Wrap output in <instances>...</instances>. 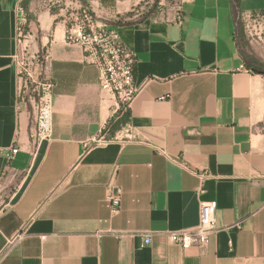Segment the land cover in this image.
Wrapping results in <instances>:
<instances>
[{"label":"crops","instance_id":"1","mask_svg":"<svg viewBox=\"0 0 264 264\" xmlns=\"http://www.w3.org/2000/svg\"><path fill=\"white\" fill-rule=\"evenodd\" d=\"M78 5L135 56L122 115L65 41ZM18 26L32 57L50 55L38 142L17 98ZM242 45L264 66V0H0V264H264V75ZM209 201L208 244L170 243Z\"/></svg>","mask_w":264,"mask_h":264},{"label":"built area","instance_id":"2","mask_svg":"<svg viewBox=\"0 0 264 264\" xmlns=\"http://www.w3.org/2000/svg\"><path fill=\"white\" fill-rule=\"evenodd\" d=\"M27 36L26 28L18 26L17 51L14 55L18 80L17 98L20 104H26V100L33 104L35 140L38 142L48 138L51 131L52 83L44 73L43 79H38L31 70L28 59L25 58ZM65 41L68 45L81 48L88 63L97 68L100 89L113 98V114H124L140 91V87L134 82L135 56L119 41L116 30L99 21L88 7L79 5L65 20ZM31 58L34 60L35 57ZM40 58L44 69L50 58L49 52L45 50ZM31 84L35 85V89L32 90L35 95L28 97L26 91ZM17 152L18 149H12L8 159L11 160ZM107 201L112 213L118 212L120 190H109ZM216 210L215 201L202 203L197 225L192 229L167 233V239L184 250L192 246L207 245L216 230L214 219ZM140 237L142 247L150 244L152 238L150 233L141 234Z\"/></svg>","mask_w":264,"mask_h":264},{"label":"rangeland","instance_id":"3","mask_svg":"<svg viewBox=\"0 0 264 264\" xmlns=\"http://www.w3.org/2000/svg\"><path fill=\"white\" fill-rule=\"evenodd\" d=\"M242 53L244 54L243 45H242ZM31 57H32L31 53L28 52V50H27V55L25 56V58L28 59V63L30 64L31 70H33V72H35L34 75L38 79H40V78L43 79V65H42L41 58H37V56H35V58L33 60ZM244 58H245V60L247 61V63L249 65H252V68H254L255 70H262V68L259 65H256V64H253L252 62H250L249 57H247L245 54H244ZM33 88L35 89V85L34 84H31L30 86H28V89L26 91V95L28 97L31 96V95L32 96L35 95L34 92H32ZM25 103L27 105V108L29 110H31V112L33 113V104L30 103L29 101L27 102V100H26Z\"/></svg>","mask_w":264,"mask_h":264},{"label":"trees","instance_id":"4","mask_svg":"<svg viewBox=\"0 0 264 264\" xmlns=\"http://www.w3.org/2000/svg\"><path fill=\"white\" fill-rule=\"evenodd\" d=\"M236 3L239 1V0H234ZM262 70H256L255 72L261 74V75H264V66H261ZM116 128V127H115Z\"/></svg>","mask_w":264,"mask_h":264}]
</instances>
